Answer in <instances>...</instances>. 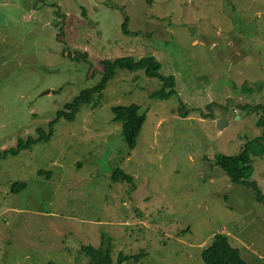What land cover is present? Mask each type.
<instances>
[{
	"label": "rangeland",
	"instance_id": "rangeland-1",
	"mask_svg": "<svg viewBox=\"0 0 264 264\" xmlns=\"http://www.w3.org/2000/svg\"><path fill=\"white\" fill-rule=\"evenodd\" d=\"M125 55L155 57L176 92L118 69L47 140L8 153ZM133 103L145 118L130 149L112 107ZM262 108L264 0H0V264H84L79 248L103 239L110 264H203L219 232L264 264V197L215 164L247 148L264 193Z\"/></svg>",
	"mask_w": 264,
	"mask_h": 264
},
{
	"label": "trees",
	"instance_id": "trees-1",
	"mask_svg": "<svg viewBox=\"0 0 264 264\" xmlns=\"http://www.w3.org/2000/svg\"><path fill=\"white\" fill-rule=\"evenodd\" d=\"M123 32L129 33L125 23H123ZM71 60L85 59L86 52L80 50L62 49ZM102 69L99 81L89 87H86L78 92L70 101L64 102L62 107L56 110L54 117L48 123V130H39V135L36 138L29 137L25 141H19L13 150H9V154H17L19 151L28 150L33 145L47 140L52 134V125L58 119L72 120L75 113L80 110L83 105L90 104L95 96H101L102 90L106 83L114 78L118 69H124L130 72L143 70L148 77H154L159 80V86L152 92L155 97L169 98L175 90L174 78L171 74H164L161 72V63L153 56H140L138 58L132 55H125L121 57L105 58L100 60ZM93 70L91 76L95 74ZM178 107L181 116L188 114V109L184 103H180ZM181 109V110H180ZM113 119L122 123V133L125 144L128 148L133 149L136 146V138L139 134L141 126L144 122V114L139 111L138 104L117 105L112 107ZM256 124L264 126V108H262V115L256 120ZM251 156L249 150L245 148L234 156L219 155L215 157V164L219 165L230 181L235 184H241L250 187L254 191V198L256 201H262L264 193H261L256 187L254 181L249 180L252 172ZM125 178L129 179L127 175ZM130 180V179H129ZM26 187L25 182L13 183L10 186V191L15 192ZM81 254L86 258L84 264H110L111 248L109 240L103 239L101 245L97 248L91 246H81L79 248ZM141 254L135 256H126L120 254L118 264H123L126 260H138ZM200 258L203 264H245L241 258L239 251L234 248L229 237L226 234L219 232L213 235L211 244L200 252ZM57 264V263H49Z\"/></svg>",
	"mask_w": 264,
	"mask_h": 264
}]
</instances>
